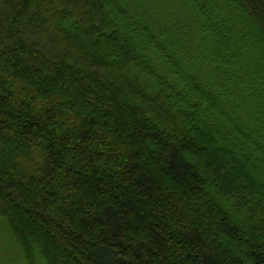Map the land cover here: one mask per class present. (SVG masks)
<instances>
[{
	"label": "trees",
	"instance_id": "trees-1",
	"mask_svg": "<svg viewBox=\"0 0 264 264\" xmlns=\"http://www.w3.org/2000/svg\"><path fill=\"white\" fill-rule=\"evenodd\" d=\"M0 220L25 264H264V0H0Z\"/></svg>",
	"mask_w": 264,
	"mask_h": 264
},
{
	"label": "rangeland",
	"instance_id": "rangeland-1",
	"mask_svg": "<svg viewBox=\"0 0 264 264\" xmlns=\"http://www.w3.org/2000/svg\"><path fill=\"white\" fill-rule=\"evenodd\" d=\"M7 233L4 222L0 220V264H25L18 257V252L10 243Z\"/></svg>",
	"mask_w": 264,
	"mask_h": 264
}]
</instances>
